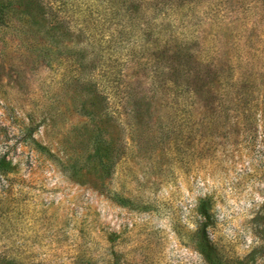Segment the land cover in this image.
Here are the masks:
<instances>
[{
	"label": "rangeland",
	"instance_id": "374dc122",
	"mask_svg": "<svg viewBox=\"0 0 264 264\" xmlns=\"http://www.w3.org/2000/svg\"><path fill=\"white\" fill-rule=\"evenodd\" d=\"M33 1L0 18V264H264V0Z\"/></svg>",
	"mask_w": 264,
	"mask_h": 264
},
{
	"label": "trees",
	"instance_id": "16d2710c",
	"mask_svg": "<svg viewBox=\"0 0 264 264\" xmlns=\"http://www.w3.org/2000/svg\"><path fill=\"white\" fill-rule=\"evenodd\" d=\"M31 2H34L33 0H28V4L26 3V5H23V3H21L19 0H11L10 3L11 5L7 8L5 6H3V4L1 3L2 1L0 0V18H2V16L4 14H6L5 12H7L8 10L10 12L12 11H16V12H21V13H25L26 15H31V9L33 8V5H30ZM22 6V9L20 8ZM99 149V148H98ZM97 151V148L96 150Z\"/></svg>",
	"mask_w": 264,
	"mask_h": 264
}]
</instances>
